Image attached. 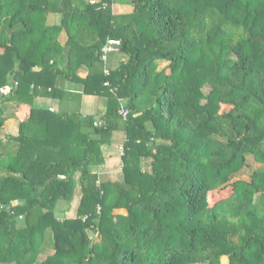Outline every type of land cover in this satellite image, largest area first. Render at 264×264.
Instances as JSON below:
<instances>
[{
	"label": "trees",
	"instance_id": "obj_1",
	"mask_svg": "<svg viewBox=\"0 0 264 264\" xmlns=\"http://www.w3.org/2000/svg\"><path fill=\"white\" fill-rule=\"evenodd\" d=\"M113 3L132 11L114 14ZM49 11L58 24H46ZM108 38L120 41L115 66L101 59ZM203 41L207 64L196 56ZM197 74L212 84L205 96ZM3 85L0 131L5 104L15 98L21 111L17 135L0 137V264H264V164L232 180L253 147L264 161V0H0ZM83 94L113 101L84 115ZM36 96L70 106L54 112ZM116 133L122 180L91 169ZM77 184V216L57 218ZM47 235L52 253L24 260Z\"/></svg>",
	"mask_w": 264,
	"mask_h": 264
},
{
	"label": "rangeland",
	"instance_id": "obj_2",
	"mask_svg": "<svg viewBox=\"0 0 264 264\" xmlns=\"http://www.w3.org/2000/svg\"><path fill=\"white\" fill-rule=\"evenodd\" d=\"M255 3V0H253V5ZM47 24V22H46ZM84 24V23H82ZM81 24V25H82ZM196 56H199L202 61L207 64L210 57H211V50H210V45L208 43V41H203L202 43L198 44L196 46ZM115 62H113V65H117L120 61L121 55H115ZM167 63L165 62H160L157 66V70L163 68ZM195 81L197 82V84L199 85V90L202 94L207 95L209 93V91L212 88V84L209 81H206L205 79L202 78L201 74H197L195 76ZM71 82H67L66 81V89L67 88H72V84H70ZM100 99L99 104L101 109H99L100 111H104L107 108V103L113 100H107L106 98H102V97H89V99H85L84 100V104H83V108L82 111H84L85 113H92L98 111V109H94V106H97V103ZM202 101H204V98L202 99ZM17 104V101L15 100V98H13V100H11L10 102H8L7 104H5L6 106V115H8L10 118L7 119V121L5 122L4 127L1 129L0 131V137L4 140L6 139L9 135H17V119L14 118L15 112L18 109L19 113L21 111V106L19 105H15ZM34 100L32 101V104L34 105ZM22 105V104H20ZM73 108H77L78 106L76 105H72ZM80 109V106H79ZM94 114V113H93ZM123 133H116L114 135V139L112 141V144H110L109 146L100 147L101 150V157H102V162L99 164H93L92 166V170L94 169L95 171H107L110 172V175L112 177V179H120L123 177V169H122V154H123V149H122V143H123V139L119 140L120 135ZM124 136V135H123ZM118 145V146H117ZM117 151L116 153L114 151ZM262 149L259 147H253L252 150H249V152H246L245 154V159H246V163L244 164V166L238 171V173L236 175H234L232 177V180L234 179H243V180H248L250 181L253 176V172L258 169L259 167H262L264 164V161L261 159L262 158ZM142 168L147 169V161L145 160L144 163L142 162ZM228 194L227 191V187L223 188V189H219L216 190L214 192H212V194L210 195V201H215L218 200L220 198L226 197ZM76 192L74 191L73 197L71 198L69 203H66L63 199H60L55 206V216L57 218H64L62 217L61 213H59V210L64 209L65 207H70V203L72 201V211H77L80 200H76L77 197H75ZM77 202V204H76ZM11 203L13 205H17L18 203H20V200H13L11 201ZM77 207V208H76ZM76 208V209H75ZM69 209V208H67ZM114 214H126L124 209H116L113 211ZM76 213H73V216H77ZM22 224V220L19 219L18 220V225L21 227ZM96 234H94L93 232H90V236L95 237ZM51 236V233H50ZM51 239V237H50ZM49 236L47 235L45 238L44 243L41 245L40 250L38 253L36 254H29L28 256H26L24 258V260L30 259L31 257H34L33 262L39 263L40 261L44 260L47 256H49L52 253V247H51V242H50ZM10 264V263H9ZM219 264H228V258L226 256H222L220 258V262Z\"/></svg>",
	"mask_w": 264,
	"mask_h": 264
},
{
	"label": "crops",
	"instance_id": "obj_3",
	"mask_svg": "<svg viewBox=\"0 0 264 264\" xmlns=\"http://www.w3.org/2000/svg\"><path fill=\"white\" fill-rule=\"evenodd\" d=\"M86 1H88L90 3H93V2H97L99 0H86ZM111 10H112V13H114V14L128 13V12H131L132 11V6L129 5V4L113 3L112 6H111ZM60 18H61V15L58 12H50L49 11L46 14V22L49 25L58 24L60 22ZM92 36L83 35L84 39L85 40H88L89 42H93V37ZM66 38H67V36H66L65 31H62L59 34L58 39L60 40L61 43H64L65 40H66ZM117 54L118 55H121V58L120 59L123 58V55L121 53H114L113 52V53H111V54L108 55L109 62L111 64H113V61L115 62V57H116L115 55H117ZM78 75L80 77H85L86 76V71L85 70H79ZM65 83H66V81H63L62 79L58 78V84H57L58 87H60L62 89H66V84ZM70 84H72V86H71L72 88H67L66 90H71V91L80 90V84L79 83H70ZM89 97H96V96L87 95V94H83L82 95V100H81V103H80V112L82 114H84V115L95 113V112H93L94 110L92 111V113H85L84 111H82L83 104H84V100L86 98L89 99ZM33 100L35 102L34 103L35 106H40V107L48 108V109H50V110H52L54 112L65 111L70 106V105H68V103L60 102L57 98H51V97H45V96H36ZM99 102H100V99H99V101L97 103V106H94V109H96V108L98 110L101 109V107H100L101 104H99ZM121 139H123V136L122 135H120V137H119V140H121ZM109 145H102V146L103 147H106V146H109ZM112 151H114V150H112ZM114 152L116 153L117 151H114ZM91 169H92V166H91ZM92 171L93 172H97L99 174H105L111 180H113L112 177H111V175H110V172H107V171H95L94 169ZM122 178H120V179H114V180H122ZM74 191L77 194V195H75V197H77L76 200H78V199L80 200V190H79V185L78 184L76 185ZM71 204H72V201L70 203V207L67 206L64 209L59 210V213H61L62 217H64V218H74L75 217L72 214L73 213H76L77 211H72V208H71L72 205ZM76 204H77V202H76ZM67 208H69V209H67Z\"/></svg>",
	"mask_w": 264,
	"mask_h": 264
},
{
	"label": "built area",
	"instance_id": "obj_4",
	"mask_svg": "<svg viewBox=\"0 0 264 264\" xmlns=\"http://www.w3.org/2000/svg\"><path fill=\"white\" fill-rule=\"evenodd\" d=\"M120 44L119 39L114 38H108L106 39L105 43L101 47V59L103 62L107 61L108 55L116 52L118 49V45ZM104 73L108 74L109 71L107 68L104 69ZM16 84V82H15ZM105 85H107V82H104ZM12 86L11 85H3L0 87V93L2 94H8L11 91ZM118 113L121 115L123 119H125L128 115V109L124 106V103L120 104ZM63 177V176H61ZM100 207L97 206V212H99ZM21 217V216H20Z\"/></svg>",
	"mask_w": 264,
	"mask_h": 264
}]
</instances>
